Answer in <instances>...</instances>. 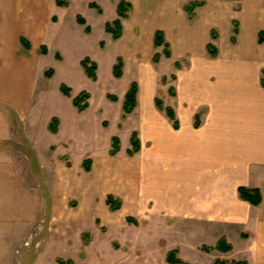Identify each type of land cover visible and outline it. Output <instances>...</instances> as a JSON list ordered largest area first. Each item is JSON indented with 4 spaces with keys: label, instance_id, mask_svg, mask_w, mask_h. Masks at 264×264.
I'll return each mask as SVG.
<instances>
[{
    "label": "crops",
    "instance_id": "crops-1",
    "mask_svg": "<svg viewBox=\"0 0 264 264\" xmlns=\"http://www.w3.org/2000/svg\"><path fill=\"white\" fill-rule=\"evenodd\" d=\"M57 1L0 0V21L2 20L3 24L0 29V62L2 59L10 61L13 65L10 69L18 66L25 75L23 89V86L19 89L12 86L5 93L4 85L0 83V143L14 138L13 119L9 110L11 112L13 110L17 116L28 117L30 115L28 110L33 107V102L41 91L35 89L34 67L35 61L40 59L36 51L43 43L38 40H42L39 38L43 35L45 12L51 3L57 6ZM127 1L132 4L133 10L129 18L123 21L122 38L114 40L111 35H107L117 43L126 42L130 53L125 56L117 55L109 78L112 82L120 80L123 83L132 70L134 79L124 89L123 96H118L112 91L115 94L112 97H116L117 102L109 100L111 95H108V104L103 105V102L101 104L111 122L112 119L113 122L119 121L114 124L116 129L111 134L107 154L93 158L91 154H87L84 162L92 160L91 169L92 167L95 169L96 166L104 167L107 171L106 178H109L112 172L111 178L114 182L111 185H116L112 188L117 192L119 199L110 195L120 200L122 206L124 205L122 196L126 198L130 192L131 199L127 200L136 203L131 209L136 210L140 218H149L155 227L160 225L163 230L172 234L177 232L182 235L189 232L190 236L186 235L185 241L179 242H183L185 245L183 248L193 246L196 251L201 248L200 252L205 255L215 253L216 260L212 264L217 261H224L227 264L239 262L264 264V43L259 44L260 33H264V0H229L231 6L222 3L221 0H215L212 6H208L207 0H180L181 3L184 1L180 5L178 0L152 1L155 6L153 11L151 8L152 16L149 15V19L154 20L156 24L146 40V19L142 14L138 15V5H135L133 0ZM120 2L121 0H118L117 8ZM193 2H205V6L198 8L195 19L190 21L185 7ZM93 4L100 7L96 3ZM24 8L31 13L32 19L29 20L32 25L42 29L37 37L27 36L24 31L15 29L19 21L17 11ZM211 8L224 11L226 15L229 14V9L233 11L235 15L232 27L234 22L239 23L236 44L231 42L234 30L227 22L226 27L230 30L227 36L223 38L220 35L214 41L212 32L216 27L211 26L207 29V36L204 35L200 39L199 50L177 44V40L181 39L180 37L176 39L178 26L181 24L186 28L191 24L198 26L200 16L204 18L208 16ZM117 19L116 10L114 21ZM77 24L82 26L78 21ZM159 31L165 34V39L171 46V59L163 56V48L154 47L155 35ZM129 33H132L130 37ZM22 38L31 44L29 51L24 49ZM227 43L230 44L228 47ZM210 44L218 49L216 58L209 54ZM41 48L40 54L43 55ZM155 50L156 54L162 55L160 63L155 65L170 66V74H162L159 77L164 81L166 77L171 76L172 84L167 89L172 107L169 104L164 105L175 111L180 123L179 130L174 129L165 112L156 106V100L160 99L157 93L160 86L155 84L153 88L147 90L142 89L138 83L143 73L152 76L142 58L151 57ZM23 51L28 52L29 56L23 54ZM20 54L23 55L19 58ZM119 57L124 61V71L123 77L117 79L114 77V67ZM183 60H188L190 66L177 69L176 64H181L180 61ZM243 62L252 65H243ZM2 67L0 64V79L5 71ZM98 71L96 82L99 80ZM55 76L56 72L53 78ZM173 76L176 77L175 81L172 80ZM86 77L88 78L87 75ZM133 83L139 85L137 107L131 115L123 118L125 96ZM171 89H174L175 96L171 95ZM59 96V103L65 106V102H68V106L70 105L76 115L94 113L95 109L91 103L87 111L79 113L73 106V99L66 97L69 100H65ZM75 97L77 96L73 98ZM56 113V116L54 113L47 120L49 132L43 131L45 134L43 135L38 131L42 141L44 136L49 138L51 137L49 133H54L50 129L54 119L58 120V130L54 134H62L66 119L60 110H56ZM136 116L140 117L141 123L134 124L130 131L132 135L134 132L138 133L141 151L131 158L127 154L129 149L125 152L121 142L119 154L115 157L110 156L113 137L120 139L125 128L127 130V124L133 118L136 119ZM197 117L200 122L198 129L195 128ZM104 126L105 123L101 125L102 131L108 130ZM54 146L57 147L53 145L50 148ZM106 155L112 159L122 158L119 161L120 165L118 162L114 165L113 161L105 160L103 157ZM125 155L130 160L123 159ZM59 158L68 159L66 156H58L57 159ZM242 187L260 190L262 204L255 207L243 201L238 193ZM40 209V200L32 191L26 190L20 184L17 163L6 156L3 158L0 151V264L2 251L6 249L3 245L7 242H10V245L17 244L19 228L32 227ZM172 224L176 225L175 229ZM204 241L209 245L201 244ZM222 241L232 247L230 252L214 250L207 254L202 251L204 247L216 249ZM172 250H179L180 257L182 247L178 243ZM230 257L235 258L231 260Z\"/></svg>",
    "mask_w": 264,
    "mask_h": 264
},
{
    "label": "rangeland",
    "instance_id": "rangeland-1",
    "mask_svg": "<svg viewBox=\"0 0 264 264\" xmlns=\"http://www.w3.org/2000/svg\"><path fill=\"white\" fill-rule=\"evenodd\" d=\"M152 1L155 0H133L135 5H138V15L142 14L146 19L145 40L156 24L154 20L149 19L155 6ZM221 1L228 6L232 5L229 0ZM213 2L215 0H207L206 3L212 6ZM93 3L101 7L102 15L97 10L90 9ZM117 3L118 0H72V2L70 0L65 8H59L51 3L45 12L43 35L39 38L42 40L38 41L43 42L42 46L47 47L49 53L47 56L41 55L42 46H38L36 53L40 59L35 61L34 67L35 89L41 91L37 94L33 107L28 110L30 112L28 117L17 116L13 110L12 112L9 110L13 119L14 138L0 143L3 158L6 156L17 163L20 184L26 190L32 191L40 200L41 209L32 227L19 228L17 244L10 245V242H7L3 245L6 249L2 251L1 264H59V260L71 261L73 264H167V255L177 243L182 247L180 258L186 263L212 264L216 260L215 253L205 255L200 252L201 248L199 251L193 246L183 248L185 245L179 242L184 240L186 235L190 236L189 232L182 235L177 232L172 234L163 230L160 225L155 227L149 218H140L138 212L131 209L136 203L127 200L131 199L130 192L126 198L122 196L124 199L122 209L111 212L106 204L107 196L112 194L119 199L117 192L112 188L116 185H111L114 182L111 178L112 172L110 177L106 178L107 171L102 166H96L95 169L92 167L90 172H86L82 167L87 154H91L92 158L107 154L111 134L116 129L114 124L119 123L113 122V119V123L111 122L104 106H101L102 102L103 105L108 104L107 96H115L112 91L118 96H123L124 89L134 79L132 70L123 83L120 80L112 82L109 78L117 55L125 56L130 53L126 42L117 43L105 32V25L114 21ZM182 3L180 1L179 5ZM228 13L226 15L224 11L211 8L208 16L205 18L200 16L198 26L191 24L186 28L181 24L176 34V39L181 38L177 40V44L199 50L200 39L204 35L207 36V29L211 26L216 27L214 31L218 37L221 35L225 38L230 31L226 26L228 24L230 27L231 24L232 27L235 15L231 9ZM17 16L19 21L15 29L24 31L27 36L40 35L42 29L32 25L29 20L32 19L31 13H28L27 9H19ZM78 16L86 19L87 26L77 24ZM1 22L2 20L0 29L3 27ZM87 27L91 29L90 34L86 32ZM130 35L132 33L128 36ZM156 51L149 58L141 57L152 76L143 73L138 83L142 89L147 90L153 88L155 84L160 86L157 89L158 97L165 105L169 104L172 107L167 89L172 84L171 76L166 77L165 81L159 77L162 74H170V66L166 64L157 67L153 63ZM23 54L29 56L28 52L23 51ZM23 54H20L19 58ZM33 58L32 54L31 59ZM86 58L99 66L98 82L86 77L81 67V62ZM180 63L181 69L190 66L188 60ZM0 64L5 69L0 79L5 88L4 92L7 93L12 86L16 89L23 86V89L24 71L18 66L10 69L13 65L6 59H2ZM243 65L252 64L243 62ZM49 70L56 72L52 80L44 76ZM62 85L72 89L73 97L81 92L90 93L92 95L90 103L96 115L93 112L76 115L70 105L68 106V102H65V106L60 104L59 95L69 100L60 93ZM73 109L75 110L74 107ZM56 110H60L66 119V126L61 135L49 133L51 137L44 136L42 141L38 131L43 135H45L43 131L49 132L47 120L50 115L54 113L57 115ZM103 123L108 130L102 131ZM140 123L139 116L133 118L120 137L125 152L131 148L132 126ZM53 145H57L58 149L55 146L50 148ZM56 156H66L68 159H57ZM103 158L113 161L114 165L119 164L122 159H112L108 155ZM123 159L130 160L127 155ZM75 173L77 176L74 177ZM127 218L136 220L140 226L128 224ZM172 226L175 229L176 225ZM201 244L209 245L207 241ZM230 258L234 260L235 257Z\"/></svg>",
    "mask_w": 264,
    "mask_h": 264
},
{
    "label": "trees",
    "instance_id": "trees-1",
    "mask_svg": "<svg viewBox=\"0 0 264 264\" xmlns=\"http://www.w3.org/2000/svg\"><path fill=\"white\" fill-rule=\"evenodd\" d=\"M231 1H240V0H231ZM68 2H69V0H58L57 6L60 8H65L68 6ZM203 6H205V2H193V3H190L189 5H187L185 7V11L187 12V14L189 16L190 21H193L195 19L196 10L198 8L203 7ZM90 8L97 10L100 14L102 13L101 8L95 4H91ZM132 10H133V6L130 2H128L127 0H121V2L118 5V8H117L118 19L112 23L106 24V27H105L106 33L111 35L114 40H119L122 38L123 21L127 20L129 18V15L132 12ZM77 21L82 26L86 25V21L83 17H78ZM86 31H87V33H90L89 28H87ZM233 34H234V36L232 37L231 42H232V44H236L237 37L239 35V23L238 22H234ZM212 38L214 41H216L218 39V36L216 35V33L214 31L212 32ZM21 43H22L25 50L29 51L31 49V44L29 43L28 40L22 38ZM263 43H264V33H260L259 44L262 45ZM154 47H155V49L163 48V56L167 59L172 58L171 46L166 41L165 34L163 32L159 31L156 33L155 41H154ZM208 51H209V54L212 58L217 57L218 49L214 45L210 44L208 46ZM41 53L43 55H47L48 54L47 47L43 46L41 48ZM161 58H162L161 54H156L154 56L153 63L159 64L161 61ZM81 66L84 69L88 78L90 80L96 82L97 81L98 65L95 62H93L91 59L86 58L81 62ZM176 67H177V69H181V64L177 63ZM123 71H124V61L121 57H119L117 59L116 65L114 67V77L117 79L122 78L123 77ZM54 74H55V72L53 70H49L45 73V77L47 79H52ZM172 80L175 81L176 77L173 76ZM164 81H165V79H164ZM263 87H264V79H263ZM60 90H61V93L65 97H67L69 99H73V106L78 110L79 113H84L85 111H87L89 109L90 99H91V95L89 93L82 92L77 97L73 98L72 89H70L66 85H62ZM138 92H139V85L137 83H133L131 85L130 90L128 91V93L125 96V102H124V107H123V111H124L123 118H126L128 115H131L134 112V110L136 109ZM171 95L175 96L174 89H171ZM109 100H111L112 102L118 101V99L116 97H112V96L109 97ZM156 106L160 111L165 112V114L167 115L169 120L173 123L174 129L179 130L180 123L177 119L175 111L172 108L165 107L164 103L160 99L156 100ZM57 123H58V120L54 119L52 121V124L50 125V129L54 133H56L58 130ZM199 127H200V122H199V117H197L196 123H195V128L198 129ZM138 137H139L138 133L134 132L132 135V139H131V149H129L127 152L128 156L131 158L135 157L141 151V142H140ZM120 151H121V140L118 137H113L112 146H111V150H110L109 154H110V156L115 157L119 154ZM91 166H92V160H86L83 164L84 170L86 172L91 171ZM238 193H239V197L243 201L248 202L252 206L259 207L263 202V198H262V194H261L260 190H250V189L242 187L239 189ZM106 204L108 205L111 212H117L122 207V202L120 200H116L112 195L107 197ZM97 222H99V220H97ZM127 223L138 226L137 221L132 219V218H127ZM214 250L227 253V252H230L232 250V247L230 245H228L226 242L222 241L216 249L209 248V247H204L202 249V251L207 253V254L213 252ZM58 263L59 264H73V262H71V261L65 262L63 260H59ZM166 263L167 264H189V263H186L185 261H183L179 257V250L170 251L167 255ZM215 264H227V263L224 261H217ZM233 264H248V263L247 262H239V263H233Z\"/></svg>",
    "mask_w": 264,
    "mask_h": 264
}]
</instances>
